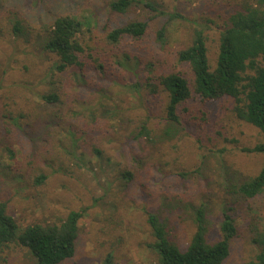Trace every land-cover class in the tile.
Returning a JSON list of instances; mask_svg holds the SVG:
<instances>
[{"label": "rangeland", "instance_id": "1", "mask_svg": "<svg viewBox=\"0 0 264 264\" xmlns=\"http://www.w3.org/2000/svg\"><path fill=\"white\" fill-rule=\"evenodd\" d=\"M109 1L0 0V203L20 227L55 223L70 210L81 211L75 253L62 264H102L108 254L111 264H157L147 245L152 239L144 209L165 221L170 239L184 247L194 231L191 215L183 207L186 203L205 206L208 242L217 240L221 211L230 209L237 234L227 263L253 261L264 243V193L245 201L228 187L257 174L262 156L244 149L264 138L257 128L233 115L232 101L220 98L201 103L192 97L184 104L188 112L181 110L184 105L179 107L178 135L134 139L149 111L157 116L151 124L154 128L166 99L161 90L153 95L144 85L138 92L132 90V85L142 82L145 64H152V77L187 73L176 52L190 43L195 25L205 32L213 66L230 9L228 0H147L182 18L150 21L154 32L141 56L113 46L107 50L114 77L106 64L108 75L83 70L85 87L77 84L80 80L74 71L51 79L54 58L41 49L38 39L54 16L88 17L92 25L107 19L120 25L147 17L148 10L138 3L123 15L110 16ZM15 18L24 19L27 35L11 34ZM162 25L166 26L165 42L159 45L155 32ZM103 44L104 38L93 35L87 45L97 50ZM126 51L133 57L126 67L116 66ZM51 80L64 92L63 101L45 105L39 94L49 90ZM108 110V115L101 114ZM43 117L55 120L50 131L26 133L29 124L39 126L36 120ZM125 171L132 174L129 182L121 176ZM39 172L46 182L35 186L33 179ZM180 172L188 176L181 177ZM1 259L0 264H35L24 248L6 250Z\"/></svg>", "mask_w": 264, "mask_h": 264}, {"label": "trees", "instance_id": "2", "mask_svg": "<svg viewBox=\"0 0 264 264\" xmlns=\"http://www.w3.org/2000/svg\"><path fill=\"white\" fill-rule=\"evenodd\" d=\"M228 2L230 9L219 33L213 66L209 62L205 32L200 26L195 25L191 29L190 43L176 52L177 61L187 67V73L164 72L152 77V64H145L146 71L141 78L142 82L132 85V90L138 92L139 87L144 85L153 95L161 90L165 93L166 99L162 101L160 110L162 114L154 122V128L151 124L157 116L149 111L134 139L140 140L142 137L150 139V136L155 140L172 139L178 135L179 127L181 128L179 107L189 102L192 97L198 98L201 103L229 98L232 101L233 115L257 128L264 138V0ZM135 3L148 10L147 17L132 19L120 25L110 24L111 19H107L105 23L97 21L92 25L93 21L90 18L78 17L71 13L54 16L51 24L40 32L38 39L41 49L54 58L50 78L52 79L53 75L65 78L68 71H74L76 79L80 80L77 84L85 87L87 84L84 82L87 81L84 80L83 70L108 75L106 64L112 67L109 74L114 77L115 67L107 49L121 45L141 56L140 52L144 51L148 37L154 32L150 21L160 18L168 22L182 18L177 12L164 11L147 0H110L106 8L110 16L115 17L127 13ZM24 22L21 18L11 21L10 31L13 36L20 37L25 33ZM165 27L162 25L155 32V40L159 45L165 42ZM93 35L100 39L104 38V47L95 50L87 45ZM134 53L126 51L121 60L115 61V65L126 67ZM136 68L132 70L135 71ZM49 84L51 85L49 90L39 94L40 101L45 105L63 101L64 92L55 86V81L51 80ZM181 110L188 112L189 109L184 105ZM109 111L101 114L108 115ZM36 121L39 126L29 124L26 133L31 135L33 132L39 133L42 128L50 131L55 124V120L48 121L45 117ZM69 134L74 135L71 131ZM244 151L260 154L261 167L254 176L231 182L228 190L245 201H253L264 193V142ZM94 152L100 155L97 148H94ZM71 155L74 156V153ZM160 174L163 176L161 172ZM178 175L186 177L188 173L180 172ZM121 176L128 182L132 179L129 171L123 172ZM46 178L39 172L34 177L33 184L40 186L46 182ZM183 207L189 211L194 227L184 247L170 239L165 221L156 213L144 209L152 239L147 245L157 256V264H236L227 263L231 240L237 234L235 219L230 214V209L221 211L218 238L214 242H208L205 206L186 203ZM81 217V211L70 210L58 222L20 227L14 218L6 213L5 205L0 203V261L1 254L6 250L24 248L35 264L64 263L75 253L78 222ZM111 260L112 256L108 254L102 264H111ZM245 264H264L263 241L254 260Z\"/></svg>", "mask_w": 264, "mask_h": 264}]
</instances>
